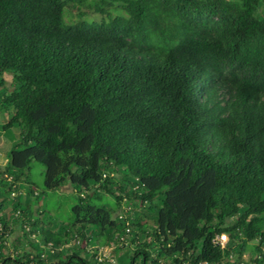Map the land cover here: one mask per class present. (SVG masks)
Returning a JSON list of instances; mask_svg holds the SVG:
<instances>
[{"label": "trees", "instance_id": "trees-1", "mask_svg": "<svg viewBox=\"0 0 264 264\" xmlns=\"http://www.w3.org/2000/svg\"><path fill=\"white\" fill-rule=\"evenodd\" d=\"M2 135L0 264H264V0H0Z\"/></svg>", "mask_w": 264, "mask_h": 264}, {"label": "rangeland", "instance_id": "rangeland-1", "mask_svg": "<svg viewBox=\"0 0 264 264\" xmlns=\"http://www.w3.org/2000/svg\"><path fill=\"white\" fill-rule=\"evenodd\" d=\"M83 10H85L87 13H90L91 15H93V17L95 16L96 19L99 18V15L94 13L91 9L87 8L86 6H82ZM69 11H71V13L69 14L67 12V19L69 20V16H70V20L71 18L73 19L74 13L76 12V5H72L71 8H69ZM66 15L65 9H64V17ZM84 18L87 19H92V17H85L82 16ZM66 18V17H65ZM4 78H5V85L6 87L3 89H11L10 87L12 86L11 84V75L10 74H4ZM7 119V117H5ZM12 133L14 136L15 133V129L12 130ZM11 134V133H10ZM9 134L10 138L11 135ZM9 136H5L2 135V138L0 140V166L4 165V163L6 162V150L9 147V144L11 142H9ZM18 136H14L13 139H17ZM44 170H45V166L44 164H42L41 162L37 161V160H32L31 162V171H30V176L31 179L36 183V192H40L41 194V198H40V204L39 207L40 209L45 210L47 213V215H49L53 220L58 221L60 224H68L71 222L72 218H73V213H72V206L75 204L76 202V193L72 190V187H64V188H59V189H55V190H49L46 189L44 187ZM69 186H72L70 183H68ZM22 192H24V190H22ZM104 201H109L112 203L113 199L110 196H105ZM97 203H102V201H96ZM37 206V205H36ZM122 208H126V206L122 203L121 204ZM36 208V207H35ZM42 218V215H41ZM20 235V231L19 229H15L14 232H12L10 235H8L7 237V242L10 246V242L14 241L16 239V237ZM256 241H251L250 244L255 243ZM98 247V259L103 260V259H107L109 262H111L112 264H114V256L112 254V252L110 251V248L106 247V246H97ZM83 253L81 252V255ZM250 256V250H246L242 257L244 258L245 261L249 260ZM236 258V256L233 254V257L231 258L233 261ZM93 264H97L95 262H93ZM99 264V263H98Z\"/></svg>", "mask_w": 264, "mask_h": 264}, {"label": "built area", "instance_id": "built-area-1", "mask_svg": "<svg viewBox=\"0 0 264 264\" xmlns=\"http://www.w3.org/2000/svg\"><path fill=\"white\" fill-rule=\"evenodd\" d=\"M227 240H228V237H227V235L225 233H220V234L216 235L215 238H214V241L217 244H220L221 247L225 246Z\"/></svg>", "mask_w": 264, "mask_h": 264}]
</instances>
